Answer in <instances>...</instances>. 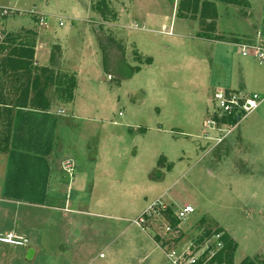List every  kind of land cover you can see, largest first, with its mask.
Listing matches in <instances>:
<instances>
[{"label": "crops", "instance_id": "0c3cea01", "mask_svg": "<svg viewBox=\"0 0 264 264\" xmlns=\"http://www.w3.org/2000/svg\"><path fill=\"white\" fill-rule=\"evenodd\" d=\"M1 3L24 8L21 2ZM82 3L48 0L44 6L28 7H36L46 17L47 25H40L38 16L25 15L37 22L38 29L24 16L11 23L12 33H36L31 47L34 64L60 70L74 77L76 83L69 88L72 99L58 106L59 113L51 103L46 110L14 108L10 146L0 152V236L13 233L22 237L25 245L0 242V264H173L166 248L133 221L155 200L175 199L170 186L181 168L184 173L188 171L192 155L197 156L198 163L207 160L209 172L218 166V162L211 164L217 161L211 152L219 143L205 137L204 127L212 91L220 87L264 94V62L253 52L244 55L241 49L243 43L264 44L263 25L256 22L250 27L247 23L240 29L222 26L223 18L234 16L235 9L227 14L224 4L205 0L200 7V12H207L205 21L218 18L211 26L216 31L210 36L204 34L198 17L190 18L189 11L184 10L180 14L178 5L177 12L158 13L152 4H140L142 8L136 6L130 14H122L126 19L131 14L139 17L138 25L131 21L126 26L129 30L124 42L127 53L133 51L147 63L113 86L105 77L109 72L104 68L100 31L91 24L96 11ZM230 19L231 24L237 21ZM158 25L179 51L158 38L160 29L152 28ZM220 33L230 39H222ZM179 52H183L185 75L172 83V76L167 74L172 69L167 65L179 57ZM135 62L134 57L129 63L135 67ZM100 94L106 96L105 101H100ZM178 98L186 99L191 107L180 108ZM121 101L128 110L120 111L121 119L117 120L110 113L111 107ZM147 106L153 109L152 115L149 112L147 119L143 115L133 118ZM258 109L250 120L247 117L237 126L240 140L255 144L264 140V101ZM102 115L107 125L102 124L98 138H91L93 123H100ZM158 135L166 151L157 150L161 142L154 138ZM189 146L194 147L192 152ZM160 156L169 167L161 168L160 177H154L161 166ZM259 160L263 161L264 155ZM129 162L133 166L131 188L123 190L129 200L121 204L103 192L124 184L118 179L125 176L120 168ZM259 169L263 174V163ZM140 177L144 178L142 184L137 181ZM194 201L199 206V201ZM122 211L136 217L115 215ZM76 217L80 219L77 223Z\"/></svg>", "mask_w": 264, "mask_h": 264}, {"label": "rangeland", "instance_id": "374dc122", "mask_svg": "<svg viewBox=\"0 0 264 264\" xmlns=\"http://www.w3.org/2000/svg\"><path fill=\"white\" fill-rule=\"evenodd\" d=\"M11 1L13 3L21 2L20 5H23L24 7L21 8V10L26 11L29 9L28 7H32L34 4L38 7L44 6L48 0ZM216 1L224 4L223 6H226L225 11H227V14L228 12H232L233 8L235 9L234 16H230V14L228 17L223 18L221 21L222 26H237V29H240L244 27L243 25L247 26V23L250 27H255L256 22H261L263 28L260 27V29L264 33V0ZM83 2L84 3L81 4L82 6H89V8L91 7L94 11H96L94 7H99V12L96 11L97 17L92 19L93 21L91 24L100 31L98 33L100 36V46L102 47L101 49L104 54V68L109 72V75H111L109 81L113 86H116L123 76L132 73L137 66L145 65V63H147L146 60L139 59L137 53L132 54L133 51L127 53L126 42H124L128 36V31H126L128 27L126 26H128L131 21H134L133 23L138 25L137 22L139 21V17H134L131 14L128 19H126L127 17L123 18L122 14L126 11L130 14L136 6H138L139 9L142 8L140 7L142 4H152L156 12L160 13L164 11L165 13H170L173 10L177 12L175 8H177L178 5V11H180V14L183 10L189 11L190 18H199L202 29L205 30V35L213 36L216 31L212 30L211 26L216 25L218 18L215 21L213 20L208 23L205 21L206 18L202 16V12H200L201 3H204L205 0H83ZM2 4L3 3L0 5ZM230 6L231 9L228 11ZM25 15L28 14H15L0 19V30L5 34L4 38L0 39V45H8V42H6L8 39L10 41L15 39V41L11 42H16L15 44H26L29 47H33L32 45H34V42L37 39L34 37V34L36 35L35 32L30 31L32 32L30 34L27 30L14 33L10 31L13 20L22 16L26 17ZM235 17L238 18L236 19ZM229 18H233L232 21H237H235L234 24H231L228 20ZM36 20L38 21V19ZM36 23L29 19V24L32 28L38 27V24ZM152 28L159 30L161 25L152 26ZM234 30L236 29L234 28ZM160 31V33L158 32V38H162L169 43L167 35L161 29ZM241 31H244V29ZM220 35L222 39H230V37L222 36V33H220ZM246 36L249 37L250 35ZM215 38L218 39L217 36H215ZM171 49L179 51V48L174 45H171ZM201 54H203L202 51ZM177 55H179V57L174 60V62H171L170 65H167L168 68L172 69V71H167V74L172 76V83L182 79L185 75L183 52H179ZM134 57L137 59V62L134 63L135 67L129 63L134 60ZM34 61L36 62V60ZM34 66L37 67V69L34 70L32 79L38 76L41 82L38 88L31 91L30 95L34 97L36 94L44 92V100L50 102L51 105H54L55 112L59 113L60 110L58 109V106L68 99H72L73 91L70 93L69 88L76 83V81L74 82L73 80L74 77H69L68 74L62 73L60 70L38 66L36 63ZM42 69H46V71H43ZM226 71L227 67L225 66V72ZM231 73L232 66L228 75ZM109 75L105 77L109 78ZM8 76L9 78L5 81L4 93L13 103L19 96H21L22 85L18 82V77L13 74V72L9 73ZM215 78L217 79L218 76ZM219 78L222 79V77ZM220 79L218 81H220ZM215 82L216 81H214L213 85H215ZM180 84L184 86V83L181 81ZM98 87L99 86H97L96 89H98ZM98 91L101 93L100 89H98ZM213 93L214 91H212V96ZM99 96H101L100 101H105V95L100 94ZM177 101L182 109L183 107H191L184 98H178ZM97 104L100 105V103ZM209 104L210 108L206 112L205 119L209 116V111L213 107L212 99ZM201 107L203 106L201 105ZM111 108L112 110L110 113H112V116H115L117 120L120 118V111L124 113L128 110L127 104L123 101L115 104ZM150 110L153 109H150L147 106L145 112L140 114L137 113V115H133V118L139 117L138 115H143V117L146 118L149 112L152 115V111ZM258 110L260 109L257 108L247 116L248 118H246L250 120V117L256 114L255 112ZM1 114L0 149H4V146L6 145L4 142L9 136V123L13 113L8 115L2 112ZM102 117L103 119L100 120V123H93V125H96L93 126L91 138H98L102 124H105V126L107 125V121H105L106 119L103 115ZM246 118L243 119L244 122ZM261 128V137L264 138V125H262ZM109 129L111 130L112 128ZM207 131L209 130L207 129ZM239 133V129L235 127L232 133L225 136L222 143L215 145V147L212 144L214 150L211 152L213 155H211L215 156L217 161H211V164L219 163L218 166H212V172L208 171L207 160H202L198 163L197 156L193 158L194 156L192 155V159H189L190 167L188 168V171L184 173L185 171L181 168L180 174L173 179V183L170 186L172 188L171 193L172 195H175V199L169 200V197H166L167 202L161 199L155 200L154 202L162 201L167 206V210L161 214H158L160 212L154 213L152 217L146 216L147 219L149 218L148 227H139V229L150 234L157 241L160 240L158 242L162 247L166 248V250L168 249L166 240H169V249L167 251H174L175 255L182 253L184 250L191 249L189 247L192 245H194L195 248L201 249V246L204 243L215 240L211 238L213 236L216 238V235L218 234L229 236L233 241L232 246L235 248V250L229 252L231 257L227 258L225 253L223 261H218V259L215 258L205 264H228V260H231L230 264H264V173L262 174L259 169L261 163L264 164V160H259V157L264 155V140L261 144H255L253 140L242 141L240 140ZM213 135H217V133L213 131ZM154 139L157 140L156 142H161L162 140V138L159 140V135ZM189 144L193 146L191 142ZM156 146L157 150H167L164 142H161ZM189 149L190 152H192L194 147L189 146ZM161 156L159 158L160 160H158L161 166H159L160 169H157L153 173L154 177H160L161 168L168 170L169 166L164 162V158ZM210 160L211 159H209V161ZM132 168L133 166H131L130 162L124 164L120 170H122L125 176L118 178L120 182L123 180L124 184L120 187H109L104 190L103 194H107L113 198V201H118L121 204H123L125 200H129V198H126L123 194V190L131 188L129 173ZM137 181L142 184L144 178L140 177ZM194 200L199 201L197 202L199 203V206L195 205L196 203ZM171 201H174L176 205L172 206ZM187 203H192L195 212L183 221H178L175 217V213ZM151 204L149 206H151ZM146 210H149V213L151 212L149 207H147L142 214ZM116 214H120L117 215L118 217H136L134 215L127 216L128 214H126L125 211L116 212L115 215ZM76 218H78L76 220L77 223L80 219L79 217ZM122 222L125 224L130 223L126 221ZM166 226H171L173 230L166 234L164 229ZM222 240L223 245L225 246V238H222ZM224 251L225 248L221 250L222 253H224ZM169 260L172 262L171 259ZM95 264H97V262H95Z\"/></svg>", "mask_w": 264, "mask_h": 264}, {"label": "built area", "instance_id": "2783aa9c", "mask_svg": "<svg viewBox=\"0 0 264 264\" xmlns=\"http://www.w3.org/2000/svg\"><path fill=\"white\" fill-rule=\"evenodd\" d=\"M15 14H30L38 16L40 25H47L46 17L37 11L36 7L31 8L26 11H22L17 8L6 7L0 5V19L11 16ZM62 24V22H61ZM164 30L167 28L164 27ZM171 31V30H170ZM169 33V32H168ZM5 34L0 30V39H3ZM242 53L247 55L253 52L260 61L264 62V45L254 44L250 45L248 43H243L241 45ZM111 75H109V79ZM213 107L209 111V116L205 119L204 125L209 130L206 132L205 137L209 139L216 140L218 143L224 141L225 136L232 133L233 129L237 127L241 120L246 118L254 110H256L262 101H264V94L259 92H244L235 89H216L212 96ZM211 131V132H210ZM213 131L218 134V137L213 135ZM224 136V137H223ZM151 212L146 210L138 218L134 220V223L141 228L148 227L149 218L146 216H153L154 213L161 214L167 210V206L162 201H156L151 206H149ZM195 208L192 205H185L181 207L176 213L175 217L179 221H183L187 217L194 214ZM165 233H170L173 229L171 226H166ZM224 236L221 234L213 236L211 242L207 241L201 246V249L195 248L192 245L191 249L184 250L182 253L175 255L174 251H167L169 249V240L167 241L168 249L166 250V255L174 264H205L214 260L216 256L223 250L226 246L223 245ZM0 242L5 244H13L23 246L25 241L22 237L14 235L13 233H8L6 235L0 236Z\"/></svg>", "mask_w": 264, "mask_h": 264}, {"label": "trees", "instance_id": "16d2710c", "mask_svg": "<svg viewBox=\"0 0 264 264\" xmlns=\"http://www.w3.org/2000/svg\"><path fill=\"white\" fill-rule=\"evenodd\" d=\"M205 6H207V3L204 4V7ZM94 8L96 11L99 12V7ZM206 13V10L202 12V16L205 18H207ZM213 18H217L216 9ZM11 41H15V39ZM11 41L8 39L6 41L8 42V45H0V117L2 115V112L8 115L12 114L14 108L17 107H31L42 110L48 109L50 107V102L44 100V92L36 94V96L34 97L30 95L31 89L35 90L36 88H38L41 82L38 76L32 79L34 70L37 69V67L34 66V49L27 46L26 44H15L16 42ZM42 70L46 71V69ZM12 72L18 77V82H20L22 85L21 96H19L17 100H15V102L13 103L8 99V97L4 93L5 77ZM10 119L11 120L9 123V136L4 142L6 144L4 146V149H0V151H7L10 146L12 117ZM224 238L226 241L225 251L224 253L221 252L216 256L218 261H223V256L225 255V253L226 257L230 258L231 254L229 252L235 250V248L232 246V239H230L229 236H224ZM230 263L231 260H228V264Z\"/></svg>", "mask_w": 264, "mask_h": 264}]
</instances>
